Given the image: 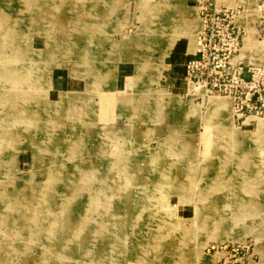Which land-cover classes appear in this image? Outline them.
Segmentation results:
<instances>
[{
    "label": "rangeland",
    "instance_id": "obj_1",
    "mask_svg": "<svg viewBox=\"0 0 264 264\" xmlns=\"http://www.w3.org/2000/svg\"><path fill=\"white\" fill-rule=\"evenodd\" d=\"M193 22L197 0H0V264H264V119L167 75Z\"/></svg>",
    "mask_w": 264,
    "mask_h": 264
},
{
    "label": "built area",
    "instance_id": "obj_2",
    "mask_svg": "<svg viewBox=\"0 0 264 264\" xmlns=\"http://www.w3.org/2000/svg\"><path fill=\"white\" fill-rule=\"evenodd\" d=\"M260 17L254 22L258 41H264V0H256ZM241 5L197 0L202 29L196 50L184 64V80L205 96L228 97L235 125L250 116L264 119V65L241 57L246 28L238 23ZM226 264V262H224Z\"/></svg>",
    "mask_w": 264,
    "mask_h": 264
},
{
    "label": "crops",
    "instance_id": "obj_3",
    "mask_svg": "<svg viewBox=\"0 0 264 264\" xmlns=\"http://www.w3.org/2000/svg\"><path fill=\"white\" fill-rule=\"evenodd\" d=\"M247 24H246V26L243 25L247 30L246 38L247 39L250 38L255 43L258 42L256 37L252 36V33L255 32V25H253V27H252V24L249 25L250 24L249 22H247ZM247 27H248V29H247ZM254 35H255V33H254ZM244 45H245V42H244ZM255 50H258V49L254 48L251 50H246L245 52L243 49L241 51V57L245 60V62H250V61L254 60L257 63L264 64V56H262L261 57L262 59H260L259 55H256V53L254 52ZM193 53H191V54H187V53H183V52L176 53L173 55V59L171 60V62L169 64H167V68H165L167 70V75H170L172 77L171 80H175L177 85H178L179 81L182 82V84H186L185 80H184V75H183L184 64L189 58L192 57Z\"/></svg>",
    "mask_w": 264,
    "mask_h": 264
},
{
    "label": "bare ground",
    "instance_id": "obj_4",
    "mask_svg": "<svg viewBox=\"0 0 264 264\" xmlns=\"http://www.w3.org/2000/svg\"><path fill=\"white\" fill-rule=\"evenodd\" d=\"M242 3H245L244 5L247 7L248 6V8L249 7H251V5H250V2H251V0H242L241 1ZM252 3V2H251ZM256 5H257V2H256ZM230 6V5H229ZM255 9H257V14H259V16L257 17V18H255V20H253V23L260 17V12H259V10H258V7H256ZM244 12V10L241 12V14ZM240 16H242V15H240ZM239 16V17H240ZM196 19V18H195ZM239 19V18H238ZM254 25V24H253ZM190 32L193 34V35H196L195 34V32L197 31H199V30H201L202 29V25H201V28H200V25L197 23V22H193L191 25H190ZM200 32V31H199ZM244 40H245V45L243 46V48H242V50L244 49V52L246 51V50H251V49H254V48H257L258 50H255L254 52L256 53V55H261V57L262 56H264V41H258V42H253L250 38H246V36H245V38H244ZM247 42V43H246ZM258 45V46H257ZM194 51V50H193ZM255 55V56H256ZM262 59V58H261ZM254 63L255 64H257V65H264V64H262V63H257V62H255L254 61ZM211 104H212V106L217 110V111H219L220 113H221V110L224 112L225 110H227V108H226V102L225 101H223V100H221V99H218V98H214V99H211ZM213 108V109H214ZM251 120V119H250ZM249 121V120H248ZM250 122H252V121H250ZM247 123H249V122H247Z\"/></svg>",
    "mask_w": 264,
    "mask_h": 264
}]
</instances>
